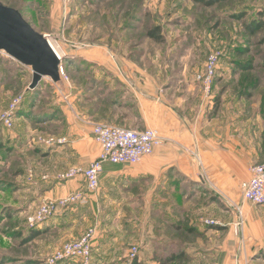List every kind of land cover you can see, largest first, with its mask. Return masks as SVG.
<instances>
[{
	"label": "rangeland",
	"instance_id": "rangeland-1",
	"mask_svg": "<svg viewBox=\"0 0 264 264\" xmlns=\"http://www.w3.org/2000/svg\"><path fill=\"white\" fill-rule=\"evenodd\" d=\"M0 2L19 8L25 20L37 32L46 34L60 54L72 45L107 42L114 45L116 54L140 56L146 61L155 57L156 61L148 64L153 70L186 71L195 79L208 55L218 53V66L233 70V76L227 81L232 91H237L240 97L247 95L245 99H248L241 102V113L251 114L254 108V113L264 118V29L253 36H248L244 29L250 20L259 17L264 0H227L210 7H202L192 0ZM153 26L161 28L160 43L145 37L146 28ZM237 64L251 69L240 70ZM27 68L0 52V112L19 95L25 98L28 79L23 75L31 73ZM54 88L52 85L44 89L47 97L52 96ZM62 96L67 99V95ZM38 112L32 106L27 116L16 114L11 129L0 131V264H43L55 248L79 238L62 241L50 232H43L32 241L25 239L35 228L27 219L42 201L36 195V175L44 168L42 149L47 146L42 144L43 140L60 138L54 132L46 133L52 128H42L36 122L41 117ZM159 183L164 196L156 195L148 205L122 212L107 209L92 213L88 220L80 222L84 224V231L94 226V237L108 241L91 264H129L132 246L138 249L134 259L139 264H222L228 256L231 264H241L243 254L239 249L234 255L229 254L228 246L232 250L235 242L241 247L245 243L254 250L243 264H264V232L261 231L264 205L244 201L243 208L239 183L227 195L220 194V199L198 182L173 172L166 173ZM239 199L240 204L235 202ZM237 208L242 209L243 217L248 208L261 223L246 225L244 218L240 232L230 234L227 227H207L203 222L211 218L219 221L213 215L224 214L225 210L233 212L236 222ZM171 255L179 257L167 261ZM56 264L76 262L65 259Z\"/></svg>",
	"mask_w": 264,
	"mask_h": 264
},
{
	"label": "crops",
	"instance_id": "crops-1",
	"mask_svg": "<svg viewBox=\"0 0 264 264\" xmlns=\"http://www.w3.org/2000/svg\"><path fill=\"white\" fill-rule=\"evenodd\" d=\"M113 46L102 42L62 49L63 59L69 61L64 70L68 79L60 78L55 83L44 78L33 90L25 87L29 91L20 105V116H27L32 106L34 110L38 108L41 117L36 122L42 128H52L46 129V133L66 138L61 145L42 149L44 168L36 175L38 201L85 191V178L81 174L62 180L58 176L67 169L88 166L99 155V145L91 134L94 123L130 130L152 127L163 138L160 147L135 165L106 162L99 173L98 189L86 192V205L64 209L35 227L62 241L78 238L85 228L80 222L88 220L92 213L135 210L148 205L156 195L164 196L159 182L168 172L198 182L220 199V194L227 195L231 187L250 177L249 168L253 164L264 161V138L261 139L264 118L254 113L253 107L251 114L241 113V102L248 98L232 91L227 82L233 76L230 67L218 66L211 92L205 94L194 75L186 71L158 72L148 67L156 61L155 57L146 61L140 56L116 54ZM23 77L28 79L26 86H29L31 73L26 72ZM52 85L56 88L47 97L44 89ZM63 94L67 95L66 100ZM239 201L235 202L240 204ZM247 209L246 225L261 223ZM223 213L213 215L219 218L217 226L227 227L230 234H235L236 217L229 210ZM261 229L264 232L263 225ZM105 244L107 240L95 237L92 259L97 258L95 254ZM242 245L235 242L232 250L228 246L231 255L238 249L242 252L241 264L254 252L245 243ZM222 264H231L229 256Z\"/></svg>",
	"mask_w": 264,
	"mask_h": 264
},
{
	"label": "built area",
	"instance_id": "built-area-1",
	"mask_svg": "<svg viewBox=\"0 0 264 264\" xmlns=\"http://www.w3.org/2000/svg\"><path fill=\"white\" fill-rule=\"evenodd\" d=\"M71 0H62L69 4ZM49 40V38H48ZM57 54V53H56ZM61 61L59 65V76L67 79L63 69V55H57ZM220 56L218 53H210L205 62V66L195 76L196 82L209 94L212 89V83L217 73ZM24 101V95H19L12 100L6 109L0 112V131L2 129H11L14 126V118L20 104ZM91 134L95 142L99 145V155L89 162L86 167L70 168L62 172L58 179H71L81 174L85 178V191L77 190L68 193L59 198H48L42 200L34 215L28 217L27 223L31 227H37L46 222L55 214L64 209L77 205H86L87 193L96 191L99 187V173L106 162L111 164L135 165L145 156L153 153L155 148L160 147L163 138L160 133L152 127L142 130L125 129L110 124L94 123ZM66 141L65 137H49L43 140V145L53 146L61 145ZM250 177L239 183L241 198L243 201L250 202L252 205H264V161L255 163L249 168ZM87 192V193H86ZM237 221L233 223V231L237 234L244 222L243 211L237 208ZM205 225H219V221L214 219H205ZM95 227L87 228L79 235L76 240L65 241L59 247L53 250V254L46 258L43 264H56L65 259H72L76 264H91L92 245L95 239ZM138 249L135 246L130 248V260L136 258Z\"/></svg>",
	"mask_w": 264,
	"mask_h": 264
},
{
	"label": "water",
	"instance_id": "water-1",
	"mask_svg": "<svg viewBox=\"0 0 264 264\" xmlns=\"http://www.w3.org/2000/svg\"><path fill=\"white\" fill-rule=\"evenodd\" d=\"M0 51L10 59L30 67L34 89L44 79L57 83L60 80L61 61L50 46L48 36L37 32L14 7L0 2ZM63 55V52L61 53Z\"/></svg>",
	"mask_w": 264,
	"mask_h": 264
},
{
	"label": "trees",
	"instance_id": "trees-1",
	"mask_svg": "<svg viewBox=\"0 0 264 264\" xmlns=\"http://www.w3.org/2000/svg\"><path fill=\"white\" fill-rule=\"evenodd\" d=\"M192 1L194 3H196L197 5H200L202 7L203 6L210 7V6L217 5L219 2L227 1V0H192ZM10 7H14V6H10ZM14 8H16L21 13L22 17L24 18L22 11L17 7H14ZM241 17H243V16H241ZM244 29H245V33L248 36L249 35L253 36V35H256L257 33L263 31V29H264V9L260 12L259 17L257 19L250 20L245 25ZM145 37H147L148 39H150L156 43H160L163 40V37L161 34V28H159L158 26L146 28ZM62 61H63V69L65 70L69 61H67L66 59H63ZM237 65H238L239 69L243 70V71H248L251 69V66H246V65H242V64H237ZM28 91L29 90H27L25 92L28 93ZM25 97H26V94H25ZM24 101H25V98H24ZM31 103H32V100L29 104L31 105ZM20 112H22V110L20 109V106H19L16 114H19ZM0 148H1V145H0ZM41 233H43V231L37 230L36 228L31 229L30 232L28 233V235L25 237V239L27 242L32 241V240H34V238L38 237ZM176 257H179V256L171 255L166 260L167 261L172 260V259H175ZM129 264H139V262L136 259H133Z\"/></svg>",
	"mask_w": 264,
	"mask_h": 264
},
{
	"label": "bare ground",
	"instance_id": "bare-ground-1",
	"mask_svg": "<svg viewBox=\"0 0 264 264\" xmlns=\"http://www.w3.org/2000/svg\"><path fill=\"white\" fill-rule=\"evenodd\" d=\"M48 41H49L50 46H51V47L54 49V51L57 53V55H60V50L57 49V47H55L54 44H53L50 40H48Z\"/></svg>",
	"mask_w": 264,
	"mask_h": 264
}]
</instances>
